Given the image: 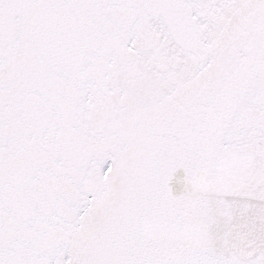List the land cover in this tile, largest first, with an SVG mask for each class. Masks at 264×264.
I'll return each mask as SVG.
<instances>
[{
    "label": "snow or ice",
    "instance_id": "obj_1",
    "mask_svg": "<svg viewBox=\"0 0 264 264\" xmlns=\"http://www.w3.org/2000/svg\"><path fill=\"white\" fill-rule=\"evenodd\" d=\"M0 264H264V0H0Z\"/></svg>",
    "mask_w": 264,
    "mask_h": 264
}]
</instances>
